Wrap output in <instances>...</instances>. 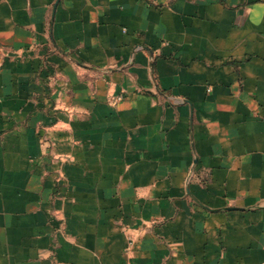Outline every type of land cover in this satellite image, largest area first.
Segmentation results:
<instances>
[{
    "label": "crops",
    "instance_id": "0c3cea01",
    "mask_svg": "<svg viewBox=\"0 0 264 264\" xmlns=\"http://www.w3.org/2000/svg\"><path fill=\"white\" fill-rule=\"evenodd\" d=\"M0 264H264V0H0Z\"/></svg>",
    "mask_w": 264,
    "mask_h": 264
}]
</instances>
